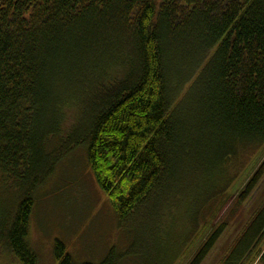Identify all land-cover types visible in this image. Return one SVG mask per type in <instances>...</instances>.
Instances as JSON below:
<instances>
[{
	"label": "trees",
	"instance_id": "trees-1",
	"mask_svg": "<svg viewBox=\"0 0 264 264\" xmlns=\"http://www.w3.org/2000/svg\"><path fill=\"white\" fill-rule=\"evenodd\" d=\"M78 148L130 240L78 263L59 239L57 264H203L264 181V0H0V251L19 264H40L36 194ZM237 230L220 264L263 260L264 196Z\"/></svg>",
	"mask_w": 264,
	"mask_h": 264
},
{
	"label": "rangeland",
	"instance_id": "rangeland-1",
	"mask_svg": "<svg viewBox=\"0 0 264 264\" xmlns=\"http://www.w3.org/2000/svg\"><path fill=\"white\" fill-rule=\"evenodd\" d=\"M68 121V123L72 122L73 118ZM242 187L239 190H243ZM239 193V191L233 193L231 201L214 219V224L220 222L225 213L230 215L236 207L235 199L238 198ZM13 196H15L13 190L9 189L8 192L6 190L5 193L4 188L0 189V226L4 222V214L8 211L7 206ZM253 196L252 200L243 207H237L234 218L229 219L230 227L226 229L203 264H220L225 252L232 246L239 233L237 228L245 224L246 217L259 206L264 196V181ZM30 228L31 243L38 253L40 264H57L54 260L53 248L56 240L59 239L65 243L69 254L78 263L82 261L99 263L114 243H117L120 250H125L130 240L127 232L120 237L117 235L119 231L117 213L105 192L95 181L93 171L87 163L85 148H78L70 155L66 162L56 169L55 176L38 190ZM168 233L169 231H162V236L159 235L158 240L149 243L153 251V259L157 258L155 255L160 252L158 247L161 245L168 250L166 242L169 238ZM262 248L264 251V246ZM191 252L194 253V249H189L173 264H187L192 258ZM254 255L252 261L246 264H264V259H260L261 256L256 258V253ZM145 259L141 256L135 257L134 261L128 258L121 264H145ZM169 259L170 256L164 257L163 264H168ZM0 264L19 263L14 261L9 253L0 251Z\"/></svg>",
	"mask_w": 264,
	"mask_h": 264
}]
</instances>
